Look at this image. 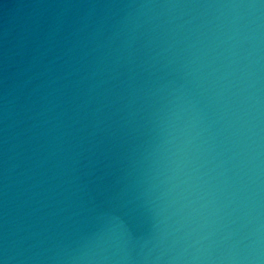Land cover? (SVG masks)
I'll use <instances>...</instances> for the list:
<instances>
[{
  "label": "water",
  "instance_id": "1",
  "mask_svg": "<svg viewBox=\"0 0 264 264\" xmlns=\"http://www.w3.org/2000/svg\"><path fill=\"white\" fill-rule=\"evenodd\" d=\"M154 264H264V0H149Z\"/></svg>",
  "mask_w": 264,
  "mask_h": 264
}]
</instances>
